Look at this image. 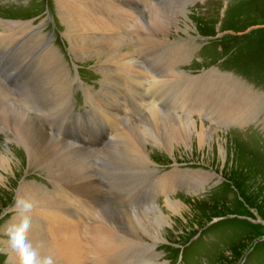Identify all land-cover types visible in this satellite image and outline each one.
I'll use <instances>...</instances> for the list:
<instances>
[{
  "label": "rangeland",
  "instance_id": "1",
  "mask_svg": "<svg viewBox=\"0 0 264 264\" xmlns=\"http://www.w3.org/2000/svg\"><path fill=\"white\" fill-rule=\"evenodd\" d=\"M55 1L0 0V105L13 108L15 114L24 112L31 119V124L36 129L40 128L41 134H47L46 138H56L60 134L57 130L66 131L72 126L75 127L73 131H76L74 135H80L82 129L94 126L100 136L102 129L99 130L98 127L102 126L100 121L103 120L100 114H96L94 123L89 122L87 112L90 106L85 101L83 89L76 88L69 102L72 104V113L83 114L86 121L69 116L59 120L62 111L66 113L68 109H58L55 102L52 103L50 88L45 90L44 86L48 79L53 82V78L57 77L54 66L58 60L62 65L61 70H66L64 76L68 72L70 74L68 82L75 77L84 87H89L94 92L103 91L104 87L109 90L111 85L110 89L118 95L123 106L125 107V103L129 104L125 110L130 116L122 114V118L126 116V121L117 126L118 133L124 130L125 135L131 137L128 128L142 124L151 108L146 106L151 95L145 90L147 85L144 86L146 100L143 98L141 101L137 99L136 91L132 93L133 89L123 85V91L119 92L116 84L109 85L96 57L91 55L85 59L77 58L78 55L69 46L71 43L68 35H65L67 27L57 13ZM152 1L153 7L172 3V0ZM137 2L141 5L138 0ZM98 5H101L100 1ZM151 6L141 7L139 14H146L148 9H152ZM184 9L189 16V24H182L181 27L186 28L185 30L174 29L168 36L169 41H174L182 49L183 56L175 65L176 69L192 77L211 72L239 80L247 91L238 99L241 100L243 96L244 99L247 98L242 101L244 110L255 112V115L245 112L244 121L223 124L211 121L204 113L200 115L196 111L191 112L196 124L218 133L214 142L198 144V141L191 139L190 148L177 146L173 156L147 144L152 161L149 166L153 173L133 174L118 162L119 170L112 171L111 174L115 177H120L122 172L126 174L124 184L123 181L116 184L110 181L109 171L113 161H105L101 157L96 159V156L91 158L101 189L96 192L95 198L89 191H83L84 198L90 205H95L97 211L105 213L106 218H110L108 213L113 212L112 222L119 229L122 215L129 214L128 211L146 209L145 206H149L151 200L164 213H168L165 193H157L153 187L157 176L172 173L173 179L180 177L175 187L169 190V199L183 203V207L181 215L170 214L171 217L162 230L165 237L162 242L150 248L148 245L121 243L123 238L120 236L116 240L123 248L114 250L106 258H95L88 251V264H141L138 260L146 255L147 263L158 260L162 264H264V0H193ZM11 28L14 30H8ZM10 33H14L15 38L10 37ZM49 47L54 50L58 59L48 66L46 60L51 55ZM137 54L136 52L135 56ZM128 59L129 57L124 61ZM125 72L128 73L127 70ZM121 73L124 76L123 70ZM4 99L7 104L3 103ZM163 106V113L170 114L167 103ZM1 110L0 151L9 146L23 160L22 152L17 149L20 144L14 141L6 123V119L9 123V117L14 114L7 116L5 113L8 110L5 113L2 107ZM184 110H180L178 115L183 116ZM103 118L105 117L102 116ZM110 131L108 129L106 134ZM161 134L172 135L167 129H161ZM105 136L107 135L104 134ZM109 139L110 137L107 139L108 145L115 143L113 138ZM174 140L176 145L182 139ZM115 145L123 144L116 142ZM9 178H13L14 183L7 180L9 188H3L5 190L0 197V264H15L9 261L3 249L2 231L5 222L12 216L13 210L7 204L12 202L16 180L35 179L43 185L50 181L45 170L35 165L29 166L28 163L26 167L22 162ZM81 198L83 199L82 196ZM126 221L124 218V222ZM99 223L103 230L102 221Z\"/></svg>",
  "mask_w": 264,
  "mask_h": 264
},
{
  "label": "bare ground",
  "instance_id": "2",
  "mask_svg": "<svg viewBox=\"0 0 264 264\" xmlns=\"http://www.w3.org/2000/svg\"><path fill=\"white\" fill-rule=\"evenodd\" d=\"M98 1L101 2V5H98ZM138 1L141 5L137 0L55 1L57 13L67 27L65 35H68V40L71 43L69 46L78 55L77 58L85 59L91 55L96 57L100 64V70L104 72V79L110 82H108L109 85L116 84L119 92L123 91L124 86L133 89L132 93L136 91V97L141 101L147 94H145V90L151 93L150 101L146 102V106L149 105L151 108H149L144 121L142 124L131 125L128 128L131 137L126 136L124 130L122 133H118L117 127L120 122L126 121V116L129 114L125 107H128L129 104L125 103V107L123 106L118 95H115V92L110 89L111 85L108 87L109 90L104 87V92H94L93 89L84 87L83 83L75 77L68 82L70 74L68 72L64 76L66 70H61L62 65L51 47H49L50 58L46 61L49 66L50 63L57 60L54 69L58 75L53 78V82L48 79L44 86L45 90L50 88L52 103L55 102L58 109L63 110V107L68 109L66 113L62 111V117L59 120L69 116L77 117L83 122L86 121L83 114L72 113V104L69 102L72 100L71 95L76 88L83 89L85 101L90 106V110L87 112L89 122L94 123L93 118L96 114H100L101 120H103L100 121L102 126L98 127L99 130L102 129V138L89 141L83 138V142H77L75 137L68 134L57 135L56 133V138L52 136L46 138L47 134H41L40 128L36 129L24 112L15 114L13 108H5L0 105V110L2 107L4 113L5 110H8V113H5L7 116L9 114L18 115L10 116L9 123L5 119L8 131L14 141L20 144L17 149L20 153L22 152L23 156L22 160L7 145L4 151H0V197L3 190L9 188L6 181L10 180L14 183V177L9 178V175H14L21 162L26 167L28 163L29 166L35 165L37 168L45 170L50 180L45 185L35 179L19 181L20 178H18L16 180L13 204L11 201L12 206L7 204L10 207L8 208L13 210L12 216L5 222L2 231L4 235L3 249L12 263L15 261L8 245L5 229L17 218L15 200L21 195L32 203L30 238L34 243L42 245V251L45 254L53 256L55 264H88V251L95 258H106L114 250L121 248L123 242L148 245L147 247L150 248L156 243L162 242L161 240L165 239L162 230L171 217L170 214L181 215L183 203L169 199V190L175 187L180 177L173 179L172 173H167L157 176L153 182L154 190L157 193H165L168 213H164L151 200L149 206H145L146 209L128 211L129 214L122 215L123 220L120 222L121 229H119L112 222L113 212L108 213L110 218H106L105 213L103 214L101 210L97 211L98 208L95 205H90L84 198L83 191H89L90 195L95 198L96 192L101 189L99 185L101 182L96 179L95 166L91 162V158L96 156V159L101 157L102 160L113 161L110 167L111 171H109L110 181L115 184L123 181L124 184L127 179L126 174L122 172L120 177H115L111 172L119 170V162L125 170L133 174L149 173L151 171L149 164L152 161L150 152L147 151V144L174 154V149L177 146L190 148L191 139L198 141V144L206 143V141L214 142L218 133L196 124L190 115L193 112L204 113L211 121L223 124L230 121H244V113L248 111L244 110L242 101H246L247 98L244 99V96L241 100L238 98L247 91V88L239 80H235V78L233 80L229 75L211 72H203L200 76L192 77L186 72L182 70L179 72L176 69L175 65L183 56L182 49L180 50L174 41H169L168 36L174 29L177 31L186 29L181 27L182 24L184 26L189 24V16L185 13L184 8L193 0H185V4L180 0H172L170 4H159L160 6L154 7L151 4L152 0ZM148 5H152V9H148L144 15H140V8H148ZM8 30H14V28ZM10 37L15 38V34L10 33ZM148 44L150 45L148 46ZM136 52L138 56H135ZM127 57H129L128 61H124L125 58L127 60ZM121 70L124 71V76ZM145 85L147 87L144 90ZM3 103L7 104L6 100ZM165 103L171 111L168 115H165L162 110ZM183 108L185 109L184 115H178V112ZM248 113L255 115V112ZM122 114L126 116L122 118ZM90 116L92 117L90 118ZM102 116L105 118L102 119ZM87 128H91V126ZM74 129L75 127L72 126L67 130L72 132ZM95 129L97 130V128ZM108 129L111 131L106 134ZM161 129L169 130L174 137L172 135L162 136ZM104 134L107 136L104 137ZM108 137L113 138L115 143L108 145ZM174 139L182 140L174 145ZM116 142H122L123 145H115ZM99 167L101 168V166ZM136 176L138 177V175ZM141 186L143 185L141 184ZM5 198L8 199L7 196ZM134 212L136 213L133 214ZM124 218L127 219L126 222H124ZM99 221H102L103 230H101ZM120 236L123 241L118 243L116 239ZM138 261L141 264L147 263V255ZM147 264L162 263L158 260H150Z\"/></svg>",
  "mask_w": 264,
  "mask_h": 264
},
{
  "label": "clouds",
  "instance_id": "3",
  "mask_svg": "<svg viewBox=\"0 0 264 264\" xmlns=\"http://www.w3.org/2000/svg\"><path fill=\"white\" fill-rule=\"evenodd\" d=\"M15 208L17 218L5 229L15 264H55L53 256L45 254L42 245L30 238L32 203L21 195L15 200Z\"/></svg>",
  "mask_w": 264,
  "mask_h": 264
}]
</instances>
